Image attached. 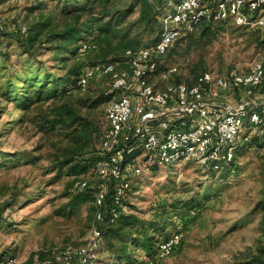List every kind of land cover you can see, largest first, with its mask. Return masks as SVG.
I'll use <instances>...</instances> for the list:
<instances>
[{
	"label": "rangeland",
	"instance_id": "1",
	"mask_svg": "<svg viewBox=\"0 0 264 264\" xmlns=\"http://www.w3.org/2000/svg\"><path fill=\"white\" fill-rule=\"evenodd\" d=\"M61 2L0 0V33H7L0 49L9 54L0 57V163L5 164L0 167V259L10 257L13 264H78L82 263L78 251L86 249V264H127L115 259L110 236L103 232L97 218L95 192L102 177L95 171L96 164L72 174L58 168L76 141L73 127L42 129L47 123L44 119H53L57 101L53 102L52 97L37 108L25 110L8 96L17 88L8 89L12 79L37 72L42 75L46 69L58 79L70 73L74 65L82 72L96 66L86 86L71 95L82 116L92 122L95 148H102L108 126L107 106L113 98L96 102L112 91V77L102 72V65L135 43L139 30H132L122 40L95 28L82 39L94 37L98 41L96 49L77 55L62 53L52 48L57 43L53 41L31 59L14 41L13 35L21 32L20 27L52 19L61 29L69 22L82 25L88 20V14L65 15L60 10ZM128 2L114 0L111 7L123 8ZM173 9V3L167 4L160 24ZM137 17L138 12L133 13L121 26H129ZM222 26L214 39L205 38L203 44L183 40L172 61L164 57L163 63L177 65L179 77L188 81L206 70L215 74L234 69L247 72L264 60V35L259 29L236 25L233 20ZM200 29L182 37L197 39ZM139 32L142 43H149L159 34L158 30ZM62 56L67 58L62 60ZM250 134L252 141L238 148L230 170L213 172L195 161L184 160L129 174L132 188L121 213L136 214L143 222H156L159 230L154 233L161 240L175 231L181 234L179 243L169 252L161 251V242L155 247L158 252L153 253L130 247L138 264H264V135L254 131ZM80 191L90 194L71 209L70 202Z\"/></svg>",
	"mask_w": 264,
	"mask_h": 264
},
{
	"label": "built area",
	"instance_id": "2",
	"mask_svg": "<svg viewBox=\"0 0 264 264\" xmlns=\"http://www.w3.org/2000/svg\"><path fill=\"white\" fill-rule=\"evenodd\" d=\"M230 20L264 35V0H178L163 18L162 34L154 43L127 48L102 65V72L112 77L113 98L101 142L103 158L95 169L103 180L95 192L99 223L106 225L120 216L132 188L129 174L184 160L222 170L235 161L242 144L252 141L251 131L264 135V60L247 72L206 70L192 83L177 81V65L163 63L185 33L203 22ZM19 30L26 32V27ZM79 45L82 53L98 47L91 37ZM96 70L87 67L79 85L85 87ZM111 187L113 204L106 210ZM180 238V232H173L160 243L161 251H171ZM78 252L86 264V249ZM0 264H13V259Z\"/></svg>",
	"mask_w": 264,
	"mask_h": 264
},
{
	"label": "trees",
	"instance_id": "3",
	"mask_svg": "<svg viewBox=\"0 0 264 264\" xmlns=\"http://www.w3.org/2000/svg\"><path fill=\"white\" fill-rule=\"evenodd\" d=\"M114 0H62L60 10L65 14L71 16L76 14L80 17L83 14H88V20L80 25L78 21L69 22L64 27L59 29L55 26L52 19L38 20L28 28L26 32H19L13 35L14 41L17 42L19 48L24 54H28L31 59L38 57L41 48L47 43L56 41V44L51 45L52 48L59 50V52H70L72 54L79 53L78 43L85 35H91L93 29H97L102 34L108 36L121 37L122 40L127 37L129 33L138 29L142 33H150L159 31L158 37L152 39L149 43H142L141 32L137 31L138 37L135 43L125 47L127 48H139L154 43L162 34L163 21L160 24V16L167 4L177 3L178 0H129L128 4L123 8L112 9L111 4ZM138 12V17L131 21L129 26L122 27L126 18L133 13ZM44 14H42V17ZM224 21H210L203 22L198 28L200 29V35L197 39L192 37H180L172 45L170 50L164 56L168 61H172L178 46L183 40H190L191 44L196 42L205 43V38L209 41L214 39L223 27ZM197 28V29H198ZM191 31L190 33H192ZM7 33H0V44ZM8 37L11 35H7ZM93 39L98 41L93 37ZM197 40V41H196ZM80 46V45H79ZM7 58L8 52L0 49V57ZM67 57L62 56V60ZM116 59V58H114ZM113 60V59H112ZM40 61L36 62V65ZM44 67V64L41 65ZM202 73V72H201ZM82 75V68L79 66H73L70 69V73L66 76L59 77L58 79L51 74L48 69L41 75L40 72L31 73L28 77H19L18 79H12L8 89L11 90L12 86L17 88L13 93H10L11 100L15 101V104L19 105V108L30 110L31 106L39 107L40 104L46 102L50 98H54L57 101L55 108L53 109V119L46 118L42 129L45 131L54 130L57 126H70L74 128L75 144L72 148L66 151L62 160H60L58 168H66L70 174L85 172L90 169L91 165L97 164L99 160L103 158V152L101 149H96L92 122L83 117L78 105L75 101V97L71 94L77 89H81L79 80ZM198 76L195 75L194 79ZM193 80L187 82L192 83ZM177 81H181L179 75L176 76ZM186 81V80H185ZM17 84V85H15ZM8 94V91L7 93ZM1 95V94H0ZM12 96V97H11ZM110 96H113V92H108V96H100L96 99V102L107 100ZM26 112V111H25ZM22 121H25V115H23ZM0 150V154H1ZM234 161L224 167V169L230 170L234 167ZM5 164L0 163V167ZM211 171L216 172V169L209 168ZM226 170V172H228ZM103 181V180H101ZM89 191L77 192L70 202L71 209L78 207L80 202L84 198H88ZM113 204V192L112 187L107 195V200L104 208H108ZM103 232L107 233L112 241L110 246L115 250L114 257L120 261L125 260L127 264H138L134 260V254L131 252L130 247L143 248L148 253L158 252L155 249L156 245L160 242L167 240L169 237L161 240L154 232L159 230L156 222H143L136 214L121 213L115 222L103 224ZM10 259V257H3L0 259V263ZM83 264V263H78Z\"/></svg>",
	"mask_w": 264,
	"mask_h": 264
}]
</instances>
